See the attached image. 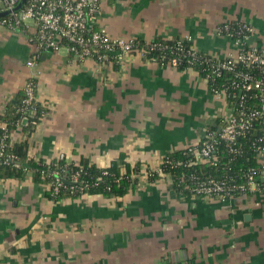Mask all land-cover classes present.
<instances>
[{
	"label": "crops",
	"instance_id": "1",
	"mask_svg": "<svg viewBox=\"0 0 264 264\" xmlns=\"http://www.w3.org/2000/svg\"><path fill=\"white\" fill-rule=\"evenodd\" d=\"M237 24L264 49V0H102L95 15L113 37L184 39L221 59L236 52L222 28ZM28 36L0 25V116L33 74L45 110L28 137L36 158L63 152L106 166L124 153L154 170L221 124L223 103L193 67L135 55L101 65L39 51ZM140 179L123 198L60 201L30 176L0 181V264H264V171L257 190L224 199L176 197L168 175Z\"/></svg>",
	"mask_w": 264,
	"mask_h": 264
},
{
	"label": "built area",
	"instance_id": "2",
	"mask_svg": "<svg viewBox=\"0 0 264 264\" xmlns=\"http://www.w3.org/2000/svg\"><path fill=\"white\" fill-rule=\"evenodd\" d=\"M20 1L0 0V12H6V14L0 16V25L11 29L23 28L28 31L30 43L39 51L58 52L64 48L76 59L90 58L97 64L107 66L115 64L121 66L129 56L143 57L141 51L134 50V38L113 37L105 28L95 25V15L102 0H25L20 8L15 9ZM242 25L245 32L240 30L234 32V34V26H224L222 28L233 39L236 52L223 59L207 54L208 59L212 61L209 65V71L219 75L221 71L231 72L237 64H241L247 71L236 72L235 77L240 79L241 82L236 83L233 81V85L238 86L241 84L240 90L244 92L256 90L255 97L258 99V108L246 111L244 100L240 102L239 108H235L236 105L233 106V103L229 101L225 89L209 88L214 99L223 103L221 125L217 130L205 127L200 142L191 144L184 149L191 156L192 159L190 160L193 162H190L192 163L217 165L219 155L217 145L220 143L223 144L228 153L233 155L240 153L242 147L239 139L245 137L249 131H256L253 129L255 120L264 123V49L250 44L249 39L254 29L251 25ZM182 40L184 39H179L178 43L181 44ZM198 52L200 51L191 44L190 57L196 59ZM33 57L35 56H31L27 60L28 66L33 65ZM146 59L165 65L159 63L155 57ZM169 64L179 68L178 58L172 57ZM253 70H256V72L253 73ZM253 74L259 76L254 77ZM203 77L208 83L210 74L207 73ZM36 89L35 76L32 74L22 86L24 94L23 110L30 116L35 113L34 106L38 104ZM5 131L6 124L0 121V132L4 134ZM5 138H11V136L9 137L6 134ZM4 145L1 142L0 165L11 162L10 156L4 155ZM255 150L257 166L249 167L240 173L243 177L242 182L230 183L225 178L203 177L200 175V179L193 177L197 179L193 190L202 199H224L257 190L259 188L258 176L264 171V145L255 146ZM29 156L37 159L30 152ZM164 158L160 164L163 163ZM57 160H63L68 164L71 161L65 153L59 152L46 162L49 164V162L54 161L55 163ZM178 164H181V162H178ZM61 168L59 167L51 172L55 178L46 188L44 186L45 190L52 185L51 188L54 192L58 191L61 186L59 181L64 179L58 172ZM153 171L159 174L160 177L166 175L159 167ZM146 174L151 175V172L145 173V176ZM68 179L70 183H77L79 181V171L76 170L70 173ZM70 190L75 192L76 188L71 187ZM78 190L82 191L83 187L79 185ZM85 196L87 195L83 193L82 197L77 200Z\"/></svg>",
	"mask_w": 264,
	"mask_h": 264
},
{
	"label": "trees",
	"instance_id": "3",
	"mask_svg": "<svg viewBox=\"0 0 264 264\" xmlns=\"http://www.w3.org/2000/svg\"><path fill=\"white\" fill-rule=\"evenodd\" d=\"M234 30L233 34L240 30L245 32L242 24L234 25ZM178 41V38H159L152 41L135 39L134 50L141 51L143 58H157L161 64H168L172 57H176L179 60V68L193 67L202 76H206L207 73L210 74L207 83L209 88L225 89L229 101L233 103V106L236 105L235 108H239L238 106L242 100L246 104V111L258 108V99L255 97L256 90L244 92L240 90L241 84L238 86L233 85V81L236 83L241 82L240 79L235 77V73L247 71L241 64H237L231 72L221 71L219 75L210 73L209 65L212 61L208 59V55L198 52L196 59H193L189 55L191 44L185 40H182V43L179 44ZM252 72L255 73L256 70ZM253 76L258 77L259 75L253 74ZM23 98L24 94L21 90L17 93L15 100L6 106L4 113L0 116V121L6 124L4 134L0 132V144L1 142L5 144L4 155L11 158V162L0 165V181L23 179L30 176L33 181L46 188L55 178L51 172L62 167L58 172L64 179L59 181L61 186L58 191L54 192L51 188L52 185L45 190L48 199L60 201L62 199H79L83 193L87 196L123 198L135 190L137 184L141 181L140 176L142 173L151 172V175L146 174V180L149 182L156 181L160 177L149 166L142 168L140 163L130 164L124 153H119L112 158L106 166H98L84 158L70 161L69 164L63 160H57L55 163L51 161L48 164L45 159H33L29 156L28 137L45 110L39 104H35L36 111L30 116L23 110ZM16 128L23 132L24 138L17 141L5 138L6 134L10 137V131ZM212 128L217 130L218 127ZM253 129L256 131H249L245 137L239 139L242 148L241 152L236 155L228 153L222 143L218 144L217 152H219V155L215 166L203 165L199 162L192 163L191 156L184 149L166 155L163 163L158 167L168 175L170 180L169 190L176 197L190 200L199 197L193 190L197 181L193 177L200 179L201 175L203 177L225 178L230 183L242 182L243 177L240 173L249 167L257 166L255 146L264 145V123L255 120ZM178 162H181V164H178ZM76 170L79 171V181L70 183L69 174ZM258 184L261 185L260 180H258ZM79 185L83 187L82 191L78 190ZM71 187L76 188V191L72 192Z\"/></svg>",
	"mask_w": 264,
	"mask_h": 264
},
{
	"label": "water",
	"instance_id": "4",
	"mask_svg": "<svg viewBox=\"0 0 264 264\" xmlns=\"http://www.w3.org/2000/svg\"><path fill=\"white\" fill-rule=\"evenodd\" d=\"M25 0H21L15 9L20 8L24 4ZM6 12H0V16H3Z\"/></svg>",
	"mask_w": 264,
	"mask_h": 264
}]
</instances>
